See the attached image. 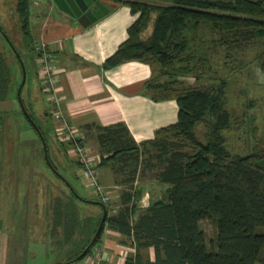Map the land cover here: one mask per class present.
<instances>
[{"label": "trees", "instance_id": "16d2710c", "mask_svg": "<svg viewBox=\"0 0 264 264\" xmlns=\"http://www.w3.org/2000/svg\"><path fill=\"white\" fill-rule=\"evenodd\" d=\"M4 1L12 6L22 50L0 24V102L7 99L12 82V71L1 44L5 48L13 46L22 60L23 52L36 51L30 0ZM112 1L129 7L138 17L128 29V39L105 66L114 68L130 62L149 65L154 77L146 88L155 94L159 92L155 100H176L179 114L177 123L160 130L161 138L150 146L138 145L123 124L101 128L98 167L112 164L114 168L128 170L123 182L133 184L144 162L145 167L157 168V180L166 188L160 200L147 208L139 207L142 193L125 191L121 194L122 206L112 214L110 203L99 197H81L71 186L70 194L62 191L56 195L59 191L54 190V184L48 185L44 195L50 203L47 207L51 208L52 224L49 222L48 229L52 246L57 244L61 248L71 243L68 260L61 264H76L90 256L106 228L121 234L124 244L134 246L135 253L125 264H264V147L246 155H234L227 149L222 132L231 127V114L226 108L223 87H176L180 82L177 76L196 74L200 78L197 71L207 62L205 55H200L203 52L191 49L189 32L210 26L213 37H217L213 46L223 48L230 58L231 52L264 41V0ZM152 20L153 32L143 38ZM12 51L11 55L18 60ZM156 66L170 68L171 79L157 82ZM26 110L34 121L30 110ZM200 122L210 126L206 144L195 134ZM36 126L46 140L52 170L58 172L50 157L46 132ZM38 136L44 161L51 169L39 133ZM185 147L193 152L183 151ZM78 202L101 206L97 203L100 202L108 211L100 236L79 260L91 245L104 210L86 217ZM205 221H213L216 227V238L211 243L201 228Z\"/></svg>", "mask_w": 264, "mask_h": 264}, {"label": "rangeland", "instance_id": "374dc122", "mask_svg": "<svg viewBox=\"0 0 264 264\" xmlns=\"http://www.w3.org/2000/svg\"><path fill=\"white\" fill-rule=\"evenodd\" d=\"M12 12L11 4L4 6L3 1L0 0V24L15 45L22 50L19 28ZM153 25L152 20L142 34L143 38L152 34ZM216 38L213 37L210 26H203L201 31L196 33L189 32L191 49L203 52L200 55H205L207 62L204 67L199 65L197 74H200V78L196 74L177 76L180 82L176 87L197 86L210 89L223 87L226 93V108L231 114V127L222 132L225 145L234 155H246L259 147H264V41L258 40L248 48L233 51L232 56L227 58V52L223 48L213 46L212 41ZM1 47L7 55L12 71L8 97L4 102H0V237L5 239L6 251L3 264L65 263L69 257L71 243L70 245L66 243L61 248H57L56 244L53 245L55 249L53 248L51 232L48 230L49 222L52 224L51 208L47 207L50 203L47 202L44 192L48 185L54 184V190L59 191L56 195L62 191L70 194L68 186H71L81 197L89 200L93 197L90 190L85 187L80 172L67 160L59 143L51 135L53 120L50 115H46L49 107L45 102L46 96L41 93V78L39 79L38 74L34 75V66L31 64L34 55L28 50L23 52L26 83L21 97L32 113L34 122L45 132L46 128L51 129L49 134L46 132V136L50 157L58 172H54L46 165L38 133L20 105L19 90L24 80L23 67L20 61L11 55L12 47L5 48L3 44ZM171 74L170 68L155 67L157 82L169 81ZM195 134L206 144L210 135V126L206 122L198 123ZM89 144L90 149L98 150L94 143L92 145L90 141ZM94 149L91 151L94 152ZM182 150L193 152L190 147ZM41 185L45 189H41ZM158 186L159 188H154V192L159 195V192L164 190H161V185ZM105 190L110 192L106 188ZM113 196L114 194H111L112 207L115 206ZM44 202L47 205L41 208ZM4 203L10 204L11 208L3 210ZM78 203L86 217L100 214L101 209L104 210L99 205ZM201 228L206 233L208 242L211 243L216 238L214 222H202ZM42 237L47 243L48 250L43 256L36 253L35 257L33 253L36 250H32V247H38L37 240ZM53 240L55 242L54 238ZM149 254L153 256V251Z\"/></svg>", "mask_w": 264, "mask_h": 264}, {"label": "crops", "instance_id": "0c3cea01", "mask_svg": "<svg viewBox=\"0 0 264 264\" xmlns=\"http://www.w3.org/2000/svg\"><path fill=\"white\" fill-rule=\"evenodd\" d=\"M2 1L6 6L5 1ZM100 1L110 10L109 14L85 28L76 19L59 10L53 0H30L33 43H47V52L56 73L50 93L45 92L43 79L38 72V52L28 50L34 55L31 63L34 75L38 74L42 81L41 93L46 96L45 102L49 107L46 115H50L53 120L51 135L58 140V123L53 116L55 97L60 100L64 120L79 131L82 143L91 148V141L98 148L96 150L92 147L98 163L101 160L98 141L101 128L123 124L138 145L150 146L156 138H161L160 130L177 123L179 114L176 100H155L159 92L155 94L146 88L154 77V71L149 65L130 62L114 68L105 66L128 39V29L138 15H133L131 9L121 3ZM46 129L49 134L51 129ZM57 142L67 160L80 172L78 158L70 152L71 144L59 140ZM140 166L133 184L123 182L129 175L128 170L114 168L112 164L99 169L100 183L114 194L115 206L112 207L111 202L109 204L112 214L122 206L121 194L125 191L142 193L140 208H147L162 197L163 191L159 195L154 192L155 187L159 188L158 185H161V190L166 188L157 180V168L145 167L144 162ZM89 192L93 198H97L92 191ZM45 204L42 203L41 208ZM2 208L7 210L11 206L4 203ZM43 238L37 240L38 247H32V250H36L33 253L35 257L36 253L43 256L48 250ZM124 241L121 234L106 228L90 256L76 264H125L126 259L135 253V248L130 243L124 244ZM0 242V261L3 264L6 254L4 237H0Z\"/></svg>", "mask_w": 264, "mask_h": 264}, {"label": "built area", "instance_id": "2783aa9c", "mask_svg": "<svg viewBox=\"0 0 264 264\" xmlns=\"http://www.w3.org/2000/svg\"><path fill=\"white\" fill-rule=\"evenodd\" d=\"M36 52H38V72L43 79L45 92L50 93L53 90L56 73L47 52V43H45V41H40V43L36 45ZM53 101L55 104L53 116L58 123V140L71 144L70 152L77 156L78 161L81 164L80 177L84 182L85 187L92 191L104 203H110L111 193L106 191L99 181L100 170L94 153L88 146L82 143V136L79 131L70 127L64 120L60 107V100L53 97ZM99 259L100 258H95V260Z\"/></svg>", "mask_w": 264, "mask_h": 264}, {"label": "water", "instance_id": "95a60500", "mask_svg": "<svg viewBox=\"0 0 264 264\" xmlns=\"http://www.w3.org/2000/svg\"><path fill=\"white\" fill-rule=\"evenodd\" d=\"M53 2L55 3V5L58 7L59 10H61L62 12L66 13L69 16L76 19L85 28L89 27L93 23L102 19L104 16L108 15L110 12V10L100 0H53ZM12 48H13V46H12ZM13 51H14L15 55L17 56L18 60L20 61L21 65L23 67V71H24V80H23V83H22L20 90H19L20 105H21L22 110H23L24 114L26 115V117L31 121V123L34 125L35 129L38 131V133L41 137L42 143H43L45 159H46L48 165L51 167V169L54 170V168L52 167L50 160H49L46 140L44 139L42 134L39 132L37 126L35 125L34 121L30 117V115H29L28 111L26 110V107L23 103V100L21 97V92H22V89L26 83V68H25L24 62L21 59V56L18 54V52L14 48H13ZM97 203H99L104 209V215H103L102 221L100 223V226L97 230V233H96L91 245L80 255V257H78L77 260L82 259L87 255L91 246L96 242V240L100 236L101 231L103 229V225H104L105 220L107 218L108 211H107L106 206L100 202H97Z\"/></svg>", "mask_w": 264, "mask_h": 264}]
</instances>
